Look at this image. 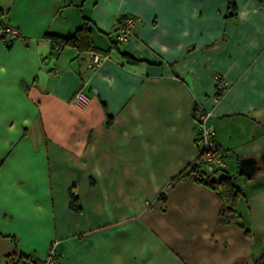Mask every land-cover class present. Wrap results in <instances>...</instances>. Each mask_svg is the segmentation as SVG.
Returning <instances> with one entry per match:
<instances>
[{"label":"crops","instance_id":"obj_1","mask_svg":"<svg viewBox=\"0 0 264 264\" xmlns=\"http://www.w3.org/2000/svg\"><path fill=\"white\" fill-rule=\"evenodd\" d=\"M235 1L228 19L227 0H0V20L24 36L0 40V264L15 252L42 262L52 245L58 264L255 263L264 252V3ZM126 16L138 27L117 43ZM85 18L108 55L94 70L89 53L46 38L71 36ZM215 77L228 83L218 102ZM197 101L213 110L249 233L218 224L214 189L174 181L198 157ZM248 159L255 170L241 175Z\"/></svg>","mask_w":264,"mask_h":264},{"label":"trees","instance_id":"obj_2","mask_svg":"<svg viewBox=\"0 0 264 264\" xmlns=\"http://www.w3.org/2000/svg\"><path fill=\"white\" fill-rule=\"evenodd\" d=\"M228 1V12L226 18H234L237 16V4L235 0ZM261 3H264V0H259ZM46 38H50L53 42L54 48L56 45H60V50L65 47H72L78 50L80 53H90L98 52L93 45L92 31H91V21L87 18L84 19L82 25L75 31L74 34L68 37H62L59 35L48 34ZM114 41V40H113ZM113 43H116L115 41ZM10 44V43H8ZM99 53V52H98ZM107 55L105 53H102ZM127 58L132 61H137L134 58L127 55ZM220 150V149H219ZM220 153H222L220 151ZM223 154V153H222ZM224 156V154H223ZM198 175H201L200 178ZM192 177L196 182L202 183L214 189L218 192L219 197L221 198L223 205L219 214L218 224L220 226L228 224H237L245 230L246 233H249V230L246 228L245 221L238 212L237 206L238 201L242 195V190L238 187L236 183V175H229L226 172V168L222 171H216V173L210 174L205 171L200 159H197L190 164L186 170L180 173L175 177L174 181H180L185 177ZM71 207L76 210L78 209V198L76 193L71 192ZM8 264H42L37 258L31 259V256L22 255L17 252L8 256ZM254 264H264V252L255 260Z\"/></svg>","mask_w":264,"mask_h":264},{"label":"built area","instance_id":"obj_3","mask_svg":"<svg viewBox=\"0 0 264 264\" xmlns=\"http://www.w3.org/2000/svg\"><path fill=\"white\" fill-rule=\"evenodd\" d=\"M138 27L137 20L132 16H126L117 23L114 32V40L117 43L127 42L135 33ZM23 33L18 28L11 24L3 23L0 20V40L6 43H12L16 40L23 39ZM56 49L60 50V45H56ZM108 55L98 52H90L86 61L91 70L96 69ZM217 93L214 96L216 102L220 101L228 90V83L220 77H215ZM86 96L80 92L76 97L77 102H84ZM194 116L198 125L197 147L198 159L202 163L206 172L213 174L216 171H222L226 168L227 163L225 157L220 153L219 145L215 138L216 131L211 122L213 118V110L207 109L201 102L197 101L194 107ZM202 178L201 175H198ZM58 253L55 245H52L47 253V257L42 264H58ZM34 257L31 256V259Z\"/></svg>","mask_w":264,"mask_h":264},{"label":"water","instance_id":"obj_4","mask_svg":"<svg viewBox=\"0 0 264 264\" xmlns=\"http://www.w3.org/2000/svg\"><path fill=\"white\" fill-rule=\"evenodd\" d=\"M255 162H256L255 159H248V161L245 160L241 161L239 165V173L241 175H246V176L250 175L249 170L251 171L255 170V166L253 165V163Z\"/></svg>","mask_w":264,"mask_h":264}]
</instances>
